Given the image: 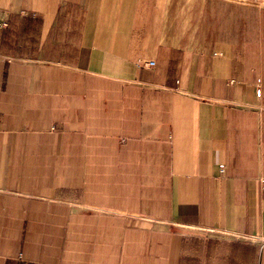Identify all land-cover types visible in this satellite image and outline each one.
<instances>
[{"label":"crops","instance_id":"0c3cea01","mask_svg":"<svg viewBox=\"0 0 264 264\" xmlns=\"http://www.w3.org/2000/svg\"><path fill=\"white\" fill-rule=\"evenodd\" d=\"M165 7L0 0V264H264V8Z\"/></svg>","mask_w":264,"mask_h":264},{"label":"rangeland","instance_id":"374dc122","mask_svg":"<svg viewBox=\"0 0 264 264\" xmlns=\"http://www.w3.org/2000/svg\"><path fill=\"white\" fill-rule=\"evenodd\" d=\"M165 6L166 23L170 22L169 28L176 27L175 35L199 38L207 32L219 34L231 10L237 15L238 6V12L251 21L258 9L264 8V0H165Z\"/></svg>","mask_w":264,"mask_h":264},{"label":"built area","instance_id":"2783aa9c","mask_svg":"<svg viewBox=\"0 0 264 264\" xmlns=\"http://www.w3.org/2000/svg\"><path fill=\"white\" fill-rule=\"evenodd\" d=\"M0 25H1V26H6V22H5V21H0ZM147 65H148V66H152V65H153V62H152V61L147 62ZM256 95H257V96L260 95V90H259V89L256 90ZM219 169H220V172H223V171H224V167H223V165H220V166H219Z\"/></svg>","mask_w":264,"mask_h":264}]
</instances>
